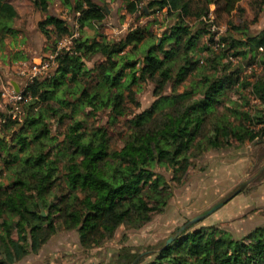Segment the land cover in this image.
Returning a JSON list of instances; mask_svg holds the SVG:
<instances>
[{
  "label": "trees",
  "instance_id": "1",
  "mask_svg": "<svg viewBox=\"0 0 264 264\" xmlns=\"http://www.w3.org/2000/svg\"><path fill=\"white\" fill-rule=\"evenodd\" d=\"M51 1L31 0L44 15L38 30L45 47L56 49L75 29L48 12ZM59 1L74 12L79 35L55 56L53 71L22 90L19 118L0 115V264L37 254L58 227L76 231L82 249L111 239L121 225L139 228L171 195L156 169H170L180 184L192 160L208 150L264 143V111L243 109L248 90L264 105V75L254 81L244 75L246 67L264 64V29L251 34L232 24L240 37L224 35V46L211 49L205 44L210 24L203 17L209 19L208 4L221 0H207L198 11H192L191 0H121L130 15L165 9L173 23L157 38L147 26L120 39L88 38L80 31L101 27L105 8L93 0ZM222 1L231 13L240 0ZM18 16L10 0H0V44L15 36L9 23ZM96 55L101 60L88 67L85 61ZM145 83L153 84L155 100L129 121L119 150L110 149L104 127L87 129L77 119L88 109L86 116L109 111L116 121L127 115V101L140 106L136 94ZM229 91L245 103L231 105ZM52 118L59 125L71 120L61 142L51 133ZM194 225L174 234L147 262L122 249L111 264H264V226L234 239L219 228L192 230Z\"/></svg>",
  "mask_w": 264,
  "mask_h": 264
},
{
  "label": "rangeland",
  "instance_id": "2",
  "mask_svg": "<svg viewBox=\"0 0 264 264\" xmlns=\"http://www.w3.org/2000/svg\"><path fill=\"white\" fill-rule=\"evenodd\" d=\"M93 1L105 8L106 16L101 27L93 24L88 31H80L88 38H99V35H102L106 39H120L129 30L146 26L149 27L150 34L157 38L173 23L167 18L165 9L149 16L139 13L130 15L121 0H108L103 4L98 0ZM206 1L191 0L192 11L205 8ZM10 2L19 16L9 23V26L16 31L15 36L9 35L6 38V41H9L7 45L5 42L0 44V115L10 112V106L1 96L2 87L11 81H20L18 70L28 71L40 59L50 60L49 56L55 51V45L50 46L49 49L45 47L48 44L47 40L38 30V23L44 15L33 7L31 0H10ZM225 10L222 0L219 4L216 2L208 4L209 18L216 27L222 29L221 37L224 35L240 37L232 29V24L241 28L247 27L251 34L264 29V0H240L231 13ZM48 12L64 19L70 27L76 22L74 12L67 9L59 0L51 1ZM192 20L191 23L196 26L199 24L194 18ZM205 44L207 45V41ZM100 60L101 57L96 55L91 60L85 61V64L92 67ZM54 69L55 67L52 66L50 70ZM244 75L249 77V81H254L257 76L264 75V64L246 67ZM152 92L153 84H143L136 94L140 106L137 107L127 101V115L118 116L116 121L111 120L109 111L86 116L84 113L88 114V109L77 116V119L83 121L87 129L104 127L107 130L110 149L119 150L129 133V121L143 110L150 108L154 102ZM243 93L248 97L243 109L253 111L258 108L264 111V105L259 104V100L251 95L250 90ZM228 98V102L234 106L244 102L233 91L228 92ZM218 111H222V105L219 106ZM15 118L18 119L19 116L16 114ZM65 121V124L59 125L54 118L49 120L51 133L58 142L63 140L62 132L71 122L69 119ZM263 168V142L243 145L234 143L222 146L219 150H208L198 159L192 160L191 167L180 184H176L173 180L170 169L158 168L156 172L164 178L169 188L167 192L171 195L167 203L162 206L163 210L155 212L145 225L139 228L121 225L115 230L111 239L91 249L80 247L76 231H65L58 227L37 254H30L16 264H39L45 259L52 264H111L112 258L122 249L140 253L144 257V262H147L151 259L148 255L173 237L187 221L208 209L241 182L252 179L241 193L192 228L195 230L212 226L223 230L234 239H239L251 230L264 226V171L260 172ZM1 182L4 184L7 182L5 173L2 174ZM41 211H44L42 207Z\"/></svg>",
  "mask_w": 264,
  "mask_h": 264
},
{
  "label": "built area",
  "instance_id": "3",
  "mask_svg": "<svg viewBox=\"0 0 264 264\" xmlns=\"http://www.w3.org/2000/svg\"><path fill=\"white\" fill-rule=\"evenodd\" d=\"M203 20L210 24L211 38L207 41V47L209 48H222L224 44L220 41L222 29H219L206 17H203ZM74 33L71 36H66L58 41L56 49L53 54L49 56L50 60H39L37 63H34L30 70H18V74L21 79L18 85V91L12 86V83H8L6 86L2 87L1 96L6 101V104L10 106L9 114L13 119H16V114L20 116V107L18 102L22 100V90L26 87L27 84L31 83L35 78L45 76L52 66L55 65V56L61 53L63 50L68 49L72 45L73 39L78 36V24H74Z\"/></svg>",
  "mask_w": 264,
  "mask_h": 264
},
{
  "label": "water",
  "instance_id": "4",
  "mask_svg": "<svg viewBox=\"0 0 264 264\" xmlns=\"http://www.w3.org/2000/svg\"><path fill=\"white\" fill-rule=\"evenodd\" d=\"M12 86L15 89V91H18V85L15 82H12ZM15 134V131H14ZM0 137L2 138V135L0 134ZM264 171V168L260 171ZM252 181V179L245 180L235 186L231 191H229L223 198H221L219 201L214 203L212 206H210L208 209L200 213L199 215L193 217L189 221H187L184 225H182L177 231H176V236H178L182 231L186 230L189 226L196 224L203 219H205L207 216L218 210L220 207L228 203L232 198L237 196L239 193L243 191V189ZM41 206V205H40ZM41 214L44 216L45 213L44 211H41ZM174 237H170L166 243L165 246L170 244L173 241Z\"/></svg>",
  "mask_w": 264,
  "mask_h": 264
},
{
  "label": "crops",
  "instance_id": "5",
  "mask_svg": "<svg viewBox=\"0 0 264 264\" xmlns=\"http://www.w3.org/2000/svg\"><path fill=\"white\" fill-rule=\"evenodd\" d=\"M95 26V25H94ZM89 28H91V25L90 26H86V27H84L83 28V30L86 32V30L88 31L89 30ZM78 35H79V33H78ZM9 43V41H5V44L7 45ZM16 50H19V49H16ZM36 60H38V59H36ZM41 60V59H40ZM0 67H1V64H0ZM12 82H15L16 84H18L19 83V81H11V83ZM51 259V258H50ZM47 260V261H46ZM39 264H52L51 262L49 263V260L48 259H45V260H43V261H40L39 262Z\"/></svg>",
  "mask_w": 264,
  "mask_h": 264
}]
</instances>
